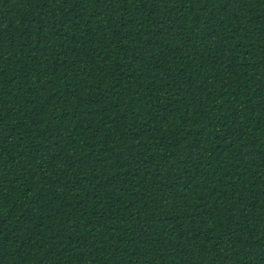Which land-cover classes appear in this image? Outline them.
Returning <instances> with one entry per match:
<instances>
[{
    "label": "trees",
    "instance_id": "obj_1",
    "mask_svg": "<svg viewBox=\"0 0 264 264\" xmlns=\"http://www.w3.org/2000/svg\"><path fill=\"white\" fill-rule=\"evenodd\" d=\"M0 264H264V0H0Z\"/></svg>",
    "mask_w": 264,
    "mask_h": 264
}]
</instances>
